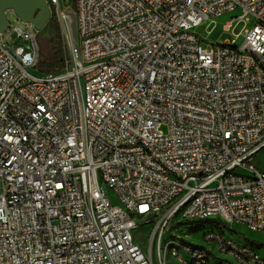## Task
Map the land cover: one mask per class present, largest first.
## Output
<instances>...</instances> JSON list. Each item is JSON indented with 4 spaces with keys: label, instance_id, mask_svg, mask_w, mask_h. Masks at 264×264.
Here are the masks:
<instances>
[{
    "label": "built area",
    "instance_id": "2783aa9c",
    "mask_svg": "<svg viewBox=\"0 0 264 264\" xmlns=\"http://www.w3.org/2000/svg\"><path fill=\"white\" fill-rule=\"evenodd\" d=\"M47 3L62 70L36 71L34 34L0 33V264H153L134 229L205 219L223 225L207 245L173 235L165 255L264 264L225 229L264 233V0H72L75 39ZM227 13L226 31L255 19L242 43L202 47L195 27Z\"/></svg>",
    "mask_w": 264,
    "mask_h": 264
},
{
    "label": "rangeland",
    "instance_id": "374dc122",
    "mask_svg": "<svg viewBox=\"0 0 264 264\" xmlns=\"http://www.w3.org/2000/svg\"><path fill=\"white\" fill-rule=\"evenodd\" d=\"M63 5L69 4L67 7L64 8V10H69V6L72 3V0H61ZM232 14L227 13L219 17L211 18V19H204L202 20L197 27H195L194 31L197 33L201 40L202 47H209L212 44L216 43H224L226 40H229L232 38V33L238 35L235 44L236 47H238L242 41H243V30L247 26H251V24L254 23V18L252 16L248 17V23L245 21L239 20L235 23L236 19L232 22L233 27L226 31L224 29V23L230 19V16ZM7 23L8 28L3 32L1 36V41L5 44L9 45L10 47L17 45H23L25 47H28L27 41L22 38L19 39L17 36V33L15 31V28H20L22 32H27L29 34H34L37 41V46L39 50V54L47 55L50 52L51 46L48 42L49 35L51 34L50 29H46L45 31H37L33 26L30 24H27L23 21H21L19 18H17L13 12L7 13ZM64 40V39H63ZM37 71V69H36ZM163 131H166V128L164 126L161 127ZM253 164L257 166L259 169L264 168V152L261 151L258 156L253 161ZM1 192V189H0ZM220 227L219 225H209L202 228V230H199L197 232H192L189 229L184 226V228H181V226L177 225H169L168 229L164 232H154L152 226H146V225H140L136 229L133 230V236L134 239L141 245L142 249L144 251H148L149 244L151 239H154V247L152 251V260L153 264H182L178 258L171 256L169 254L165 255L164 252V245L165 242L171 241L174 236H181L185 240L191 241L192 243L196 245H207L208 243L204 240V234L205 232L212 230L216 227ZM226 229V235H230L234 240L238 239H249L257 242H264V233L251 230L248 227L240 224V223H233L231 227L225 228ZM158 242H160L161 247V253L159 257L157 255V245ZM260 254L264 255V248L260 250ZM222 264H229V262L223 261Z\"/></svg>",
    "mask_w": 264,
    "mask_h": 264
},
{
    "label": "trees",
    "instance_id": "16d2710c",
    "mask_svg": "<svg viewBox=\"0 0 264 264\" xmlns=\"http://www.w3.org/2000/svg\"><path fill=\"white\" fill-rule=\"evenodd\" d=\"M69 4H66L65 7H67ZM67 9V8H66ZM71 9L72 12H74V6L71 3L69 6V10ZM46 29H50L51 30V34L49 35L48 38V42L51 46L50 52L47 55L44 54H39V59L36 63V69L37 71L41 72V73H50V72H58L60 70H62L65 67V62L68 56V48L65 44V41L63 40L62 34H61V29H60V25L58 22V18L57 15L55 13V11L52 9L51 11V16L49 18V20L47 21L46 25L44 26V28L40 31H45ZM185 225H187V229H189L192 232H197L199 230H202V228H204L205 226H209V225H219V222H217L215 219H205V220H199V221H195V222H181ZM221 229L220 227H216L212 230L209 231H213V230H222L223 229V225H221ZM207 231V232H209ZM182 241L185 244L190 245L193 248H199L202 249L203 246H199L196 245L194 243H190L187 240L182 238ZM248 241L250 243H252V245H254L256 248L257 247H264V242H257V241H253V240H249Z\"/></svg>",
    "mask_w": 264,
    "mask_h": 264
},
{
    "label": "water",
    "instance_id": "95a60500",
    "mask_svg": "<svg viewBox=\"0 0 264 264\" xmlns=\"http://www.w3.org/2000/svg\"><path fill=\"white\" fill-rule=\"evenodd\" d=\"M13 12L21 21L30 24L37 31L44 28L51 16L47 0H0V33L8 28L7 13ZM70 18L72 38H76L75 14L67 10Z\"/></svg>",
    "mask_w": 264,
    "mask_h": 264
}]
</instances>
